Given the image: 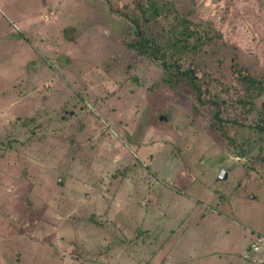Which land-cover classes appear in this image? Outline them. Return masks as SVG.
<instances>
[{"label":"rangeland","instance_id":"374dc122","mask_svg":"<svg viewBox=\"0 0 264 264\" xmlns=\"http://www.w3.org/2000/svg\"><path fill=\"white\" fill-rule=\"evenodd\" d=\"M162 1L212 29L199 69L264 80V0ZM136 2L0 0V264H264V144L126 47Z\"/></svg>","mask_w":264,"mask_h":264},{"label":"trees","instance_id":"16d2710c","mask_svg":"<svg viewBox=\"0 0 264 264\" xmlns=\"http://www.w3.org/2000/svg\"><path fill=\"white\" fill-rule=\"evenodd\" d=\"M134 7L125 17L133 28L126 47L157 65L158 78L168 88L184 84L194 100L192 110L207 118L212 133L232 151L243 153L252 141L264 144V80L234 68V84L222 83L193 61L211 42V28L162 0L136 2Z\"/></svg>","mask_w":264,"mask_h":264},{"label":"built area","instance_id":"2783aa9c","mask_svg":"<svg viewBox=\"0 0 264 264\" xmlns=\"http://www.w3.org/2000/svg\"><path fill=\"white\" fill-rule=\"evenodd\" d=\"M262 245H264V237L256 234L254 241L249 244L248 249L251 252H257Z\"/></svg>","mask_w":264,"mask_h":264},{"label":"water","instance_id":"95a60500","mask_svg":"<svg viewBox=\"0 0 264 264\" xmlns=\"http://www.w3.org/2000/svg\"><path fill=\"white\" fill-rule=\"evenodd\" d=\"M225 178H226V171L224 168H220L216 175V180H224Z\"/></svg>","mask_w":264,"mask_h":264},{"label":"crops","instance_id":"0c3cea01","mask_svg":"<svg viewBox=\"0 0 264 264\" xmlns=\"http://www.w3.org/2000/svg\"><path fill=\"white\" fill-rule=\"evenodd\" d=\"M15 40H16V41H15V42H13V43L17 45V44H18V42H19V39H16V38H15ZM247 249H248V248H247ZM262 262H264V260H260V261H259V263H262Z\"/></svg>","mask_w":264,"mask_h":264}]
</instances>
